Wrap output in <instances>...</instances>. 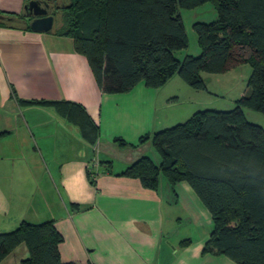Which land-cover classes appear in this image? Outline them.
<instances>
[{
	"label": "crops",
	"instance_id": "crops-1",
	"mask_svg": "<svg viewBox=\"0 0 264 264\" xmlns=\"http://www.w3.org/2000/svg\"><path fill=\"white\" fill-rule=\"evenodd\" d=\"M28 1L0 0V14L24 17ZM6 23L0 24V232L52 220L63 236L62 261L77 264H238L203 251L213 219L186 180L172 184L161 175L152 189L122 174L142 156L161 161L151 138L142 137L167 125L161 108L186 99L201 105L193 99L204 90L174 76L161 88L103 92L73 37ZM173 82L181 90L166 87ZM31 100L71 102L97 127V138L56 106ZM29 257L22 243L0 264Z\"/></svg>",
	"mask_w": 264,
	"mask_h": 264
},
{
	"label": "trees",
	"instance_id": "trees-1",
	"mask_svg": "<svg viewBox=\"0 0 264 264\" xmlns=\"http://www.w3.org/2000/svg\"><path fill=\"white\" fill-rule=\"evenodd\" d=\"M55 0L54 33L73 37L86 56L101 90L125 93L143 84L161 88L174 76L195 90H206L203 72L224 73L250 61L248 90L233 109H202L186 122L156 130L151 138L161 161L142 156L122 172L156 189L161 175L174 184L186 180L207 207L213 227L204 252L224 254L238 264H264V128L250 122L245 108L264 113V0ZM213 4L212 20L193 28L201 52L188 47L180 9ZM0 19L6 22L24 23ZM61 23V24H60ZM26 28L30 29L29 23ZM32 106H56L65 116L98 136L69 101L31 100ZM87 136V135H86ZM89 138V136H88ZM89 139L90 142H94ZM119 141V139H117ZM123 144V143H122ZM92 185L95 179L90 176ZM63 236L54 221H22L0 232V263L20 244L30 257L23 264H77L62 261Z\"/></svg>",
	"mask_w": 264,
	"mask_h": 264
},
{
	"label": "rangeland",
	"instance_id": "rangeland-1",
	"mask_svg": "<svg viewBox=\"0 0 264 264\" xmlns=\"http://www.w3.org/2000/svg\"><path fill=\"white\" fill-rule=\"evenodd\" d=\"M180 12L182 13L188 35V47L176 51V56L182 59L186 54L198 55L201 52V49L199 47L198 35L193 28V23L197 20H212L216 16V11L213 7V4L208 3L195 9H180ZM251 72L252 64L250 61L240 65L239 67L230 69L224 73L203 72L204 79L206 81V90L201 92L203 95L201 96V98L193 99L194 101L196 100L195 102H197V100L198 102H201V105H197V103L187 101L186 99V101L179 102L178 104L172 105L169 108H161L160 111L164 116L163 119L167 124L163 125V127L173 126L179 122H186L195 113L202 109H233L237 103V100L241 98V96H243V94H245L248 90V80ZM178 79L181 78L179 77ZM175 83L176 82H173L166 87L168 88L173 85L175 89L178 88L179 90H181L180 87H178ZM183 84L187 85L186 87L188 88L190 87L184 81ZM182 95V100L188 97V95L185 93H182ZM244 112L250 122L260 124L264 128V113L250 108H245ZM173 115H176L177 117ZM180 117L185 119H178ZM158 129L159 128L157 127V130ZM118 142H120V139ZM156 151H152L153 156L156 154ZM159 155L160 154L158 153V155L156 156L159 158Z\"/></svg>",
	"mask_w": 264,
	"mask_h": 264
},
{
	"label": "water",
	"instance_id": "water-1",
	"mask_svg": "<svg viewBox=\"0 0 264 264\" xmlns=\"http://www.w3.org/2000/svg\"><path fill=\"white\" fill-rule=\"evenodd\" d=\"M55 0H29L24 6V17L20 19L29 23L32 31L38 33H53L57 17L51 13L55 9ZM0 19L18 20L16 17H6L0 14Z\"/></svg>",
	"mask_w": 264,
	"mask_h": 264
},
{
	"label": "flooded vegetation",
	"instance_id": "flooded-vegetation-1",
	"mask_svg": "<svg viewBox=\"0 0 264 264\" xmlns=\"http://www.w3.org/2000/svg\"><path fill=\"white\" fill-rule=\"evenodd\" d=\"M47 1L50 2V0H47ZM54 6H55V4H54ZM51 13H53L56 16L55 11H52Z\"/></svg>",
	"mask_w": 264,
	"mask_h": 264
}]
</instances>
